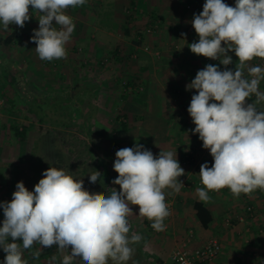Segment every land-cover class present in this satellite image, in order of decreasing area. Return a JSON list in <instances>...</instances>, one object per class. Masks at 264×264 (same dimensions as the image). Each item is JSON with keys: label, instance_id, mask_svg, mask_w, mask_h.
Masks as SVG:
<instances>
[{"label": "clouds", "instance_id": "clouds-1", "mask_svg": "<svg viewBox=\"0 0 264 264\" xmlns=\"http://www.w3.org/2000/svg\"><path fill=\"white\" fill-rule=\"evenodd\" d=\"M86 0H0V25L8 30L30 21L33 11L39 13V27L33 29L31 42L41 60L67 58L75 24L69 8L84 5ZM29 6L32 12L30 13ZM199 39L188 47L193 54L219 60L225 66L207 64L198 70L186 90H195L187 109L204 149L213 157L211 167L201 164L199 176L203 187L196 193L209 203V192L228 188L234 197L264 191V102L259 85L264 80V67L249 66L255 58L264 59V0H235L230 6L223 0H206L203 11L190 21ZM184 35V34H182ZM238 57L235 70L228 54ZM247 69V75H245ZM256 97L253 103L246 101ZM113 169L118 176L116 188L94 193L84 188V181L74 178L69 170L49 167L43 178L29 191L23 181L17 182L12 200L0 202L4 220L0 226V248L6 253L3 264H27L24 250L35 244L32 252L38 258L43 248L56 246L67 252L61 264H127L141 241L139 234L129 236L130 205L139 206V216L151 221L161 232L170 215L166 189L179 194L185 175L177 152L160 151L154 155L144 145L122 147L115 153ZM102 173L88 175L92 184ZM18 241L22 242L18 243ZM56 259L55 256L52 257Z\"/></svg>", "mask_w": 264, "mask_h": 264}, {"label": "crops", "instance_id": "crops-1", "mask_svg": "<svg viewBox=\"0 0 264 264\" xmlns=\"http://www.w3.org/2000/svg\"><path fill=\"white\" fill-rule=\"evenodd\" d=\"M104 2L111 14V25L100 26L101 30H109L108 32L112 34V30L120 26L119 28H125L124 34L127 35L130 31L129 27L135 28L138 15L145 14L149 22H158L162 37L158 39V45L162 48L165 45L170 47L169 39L172 38L180 40L182 44L177 55L171 57L165 55L158 64L145 60V63L139 64L134 72L118 75L100 71L101 75L98 76L106 74V80L101 77L78 79L70 90L71 96H74L78 88H81L82 92L87 90L89 95L83 97V93V99L94 101L103 87L107 88V94L111 92L110 87H112L119 93V98H114V106L120 105L125 99L130 104L127 110H133L138 104H142L146 109V123L142 120L138 125L140 129L132 131L126 121H121V128L124 131L121 133L124 137L123 143L129 140V143L133 142V144L130 146L126 143V145L133 147L136 143L144 142L145 148L150 149L154 155H159L161 150L177 152L178 162L185 170V175L178 178L184 183L179 194L173 193L171 189L165 190L166 201L172 203L170 215L164 221L166 230L153 231L150 227L151 221L139 216V206L130 205L133 214L128 219L131 217L133 222L140 223L135 233L142 237L137 243L139 247V252L136 251L135 254L137 264H173L171 255L176 248L185 243L189 247H198L212 237L221 241L222 250L219 259L222 264H264V191L256 190L251 195L241 194L239 198L234 197L228 188L209 192L211 201L205 205L212 215V221L207 227L199 221L194 207V202L200 201L196 189L203 187L199 176L200 166L207 162L211 167L213 157L209 150L203 148V142L198 134H192L191 130L195 125L187 109L196 91L186 90V85L195 78L197 71L202 70L207 64L219 65L220 70L225 69L219 60L197 56L188 47L199 39L190 21L194 14L203 11L206 0H103L102 3ZM187 2L190 5L185 6ZM223 2L235 6V0H223ZM127 7H132L129 12L133 15L129 18L125 16ZM182 34L185 36L183 37ZM140 42L133 39L130 49H139ZM120 46L118 47L117 42L114 49L108 48L112 56L107 58L106 63L112 64L110 66L112 68L116 65L115 67L120 69L119 64L125 63L126 57H131L119 53ZM228 54L232 57V63L227 67L235 69L238 57L234 52ZM249 63L253 65V61ZM174 70L180 72L175 73ZM168 80L171 81V87L168 86ZM140 85L142 91L138 88ZM106 99L108 100L109 97H105V104ZM257 108L264 110V106ZM177 111L184 112L179 117ZM137 130H143V133ZM100 132L97 135L101 139ZM102 138L104 140V137ZM114 176V179L118 176L115 171ZM113 187L119 191V185L113 184ZM250 206L252 210L248 209ZM1 215L4 216L3 213L0 217ZM226 219L230 220L229 224L226 223ZM18 243L22 245L21 241ZM36 249L34 245L32 249L24 250L23 258L27 264H44L45 260L40 259L41 254L38 258L32 256V252ZM46 250L52 252L51 247H47ZM46 250L42 249V255H45ZM5 255L6 253L0 248V264H3ZM62 258L58 260L61 262ZM51 263L57 264V261ZM81 263L83 264L82 260Z\"/></svg>", "mask_w": 264, "mask_h": 264}, {"label": "rangeland", "instance_id": "rangeland-1", "mask_svg": "<svg viewBox=\"0 0 264 264\" xmlns=\"http://www.w3.org/2000/svg\"><path fill=\"white\" fill-rule=\"evenodd\" d=\"M102 2L103 0H86L84 5L66 10V14L73 19L75 29L71 34L70 42L66 45L68 55L65 59L53 61L39 59L35 51L36 44L30 40L33 35L32 30L39 27L38 12L33 11L32 19L26 22L23 28L12 24L8 30H4L0 25V62L6 64L16 74L18 77L16 86L22 94L20 96L13 87L8 86L5 92L6 95L0 97V202H10L12 200V193L16 191L17 182L23 181L25 187L32 191L39 180L43 178L41 174L32 170L29 166L37 140H41L42 147L43 142L47 143L45 144L47 148L43 149L41 147V154L52 165L58 162L56 160L58 159L56 156L58 153L56 152L59 151L62 162L67 164L80 163L83 160L80 156L83 149L80 139L89 141L95 154L107 169L109 185L113 188L115 153L118 149L122 147L130 148L133 144V142L129 143V140L123 143L122 139L124 137L121 133L124 131L121 128V121H126L129 128L136 131V129H140L138 125L142 123V120L145 122L147 119L145 116L146 109L142 104H138L135 109L127 110L130 104L126 102V99L121 101L120 105L116 106L115 104L114 106V98H119V93L112 87H110V93L107 94V88L103 87L102 91L97 93L99 95L94 101H86L83 97L89 95V91L82 92L81 88H78L74 92V96H71V86L76 80L87 77H101V79L106 80V74L98 76V74L101 75L100 71L111 72L110 75H118L119 73L134 72L138 69L139 64L145 63V60L154 61L155 64H158L165 55L168 57L177 55L178 50L182 48V44L179 42L180 40L172 38L169 39L170 47L165 45L162 48L158 45V39L161 37L159 25L153 33L147 32L146 29L153 22H149L145 14L138 15L137 20H135L137 21L135 22V28L129 27L130 31L127 35L124 34L125 28H119L120 26H116V29L112 30V34L108 32L109 30H101L100 26L109 27L111 25V14L107 10L109 8L105 2ZM187 4L189 2L185 6ZM29 9L31 13V6H29ZM130 10H132V7L125 9L127 18L133 15L129 12ZM12 31L18 33L14 42L12 44L2 43L1 39ZM133 39L141 41L137 50L130 49ZM117 42L118 47L122 45L118 48V52L124 56H131L126 57L125 63L119 64L121 65L120 69L116 68V65L113 68L110 67L112 64H108V67L106 63L107 58L112 56L108 52V48L114 49ZM145 46H149V50H145ZM157 52L159 54H156ZM249 66H251L250 63ZM176 71L180 72V70ZM176 71L174 70L175 73ZM114 79L116 81V78ZM1 82L0 77V88ZM168 86H172L170 80H168ZM138 88L142 91V85ZM259 88L260 91L264 92V80H261ZM35 94L66 99L64 107L68 108L72 119L71 125L63 127L54 122L55 118L61 113L58 111L59 101L55 103L57 109L49 108L50 116L48 118L50 119L47 122H40L31 112L28 104ZM105 97L110 99H106L107 105L105 104ZM255 100L256 97L253 95L246 102L253 103ZM258 106L261 108V106H264V102H261ZM183 112L177 111V116L180 117ZM14 121L29 125L24 140H20L14 135L10 127ZM143 130L139 131L143 133ZM99 131H101L104 140L97 135ZM139 131L137 130V132ZM126 143L130 146H127ZM139 144L146 146L144 142H139ZM37 153L39 154V152ZM81 176V173L73 175L74 178H80ZM1 213H3L2 208H0ZM130 218L128 220L130 224L129 233L131 234L137 231V226H140V223L133 222ZM3 220L4 216L1 215V226ZM144 226L146 227L145 224ZM40 247L39 244H35V248ZM43 250H46V248H43ZM51 251L49 253L46 250L45 255L41 253L40 259L45 260L44 264H52L51 262L54 261L52 257L55 256L57 264H61L58 259H61L67 252L58 251L55 245L51 246ZM47 252L48 254H46ZM73 264H82L81 259H76Z\"/></svg>", "mask_w": 264, "mask_h": 264}, {"label": "trees", "instance_id": "trees-1", "mask_svg": "<svg viewBox=\"0 0 264 264\" xmlns=\"http://www.w3.org/2000/svg\"><path fill=\"white\" fill-rule=\"evenodd\" d=\"M126 31H128V29H126ZM17 35L18 33L16 31H12L6 37L2 38L1 41L2 43L5 44H12L15 38L17 37ZM135 41L138 40L135 39ZM0 65H1L0 77L2 79L1 88H0V97L6 95L5 92L8 86L11 88L13 87L15 92L18 93L20 96H22V94L20 93V91L17 89L16 86V82L18 78L16 74L12 72L6 64L0 62ZM32 98L33 99L29 101L28 104L31 112L37 117V119L40 122H47V120L50 119L48 118L50 116L49 108L51 109L52 107V109L53 108L57 109L55 103L56 101L57 102L59 101L58 111L61 113L60 115H58L57 118H55L54 122H56L58 125L63 127L71 125L72 119L69 114L68 108L64 107V101L66 99H63L61 97H54V96L44 97L37 94H35ZM10 127L12 128L14 135L17 138H19L20 140H24L26 138L27 131L29 129L28 124L20 123L19 121H14V123H12ZM40 142L41 140H37L35 142L33 153L31 155L32 159L30 161L31 163L29 166H31L32 170H35L39 174H41L42 177H43L42 175L43 172L47 170L49 167L64 168L66 170H69L71 175L81 173L82 176L80 177V179H83L84 181V188L90 192L100 193V192H107L109 191L108 189H111V186L109 185V181H108V171L104 167V164L102 163L100 158L95 154L93 148L91 147V143L89 141H85V139H80V143L83 144V149L80 154L83 160L80 163L67 164L62 162L61 157L59 155L60 154L59 151L56 152L58 153V155H56L58 157V159H56L58 161L56 163L57 165L56 164L52 165L50 162H47V160L43 157V155L41 154L42 146ZM45 144L47 143L43 142V147H42L43 149L45 147L47 148ZM70 150L72 151V149ZM37 152H39V154ZM96 170L101 172L102 176L100 181H98L95 184H92L89 182L88 175L95 172ZM194 207L197 211V217L201 222V224L204 227L209 226V224L212 221V215L209 209L207 208V206L205 205V203L202 201H196L194 202ZM128 235L131 236L132 234L129 233ZM131 247H133L135 251L131 260H129L127 264H137L138 261L136 260L137 258H135V254L136 251L139 252V247L137 246V244H133L131 245ZM109 264H112V262L109 261Z\"/></svg>", "mask_w": 264, "mask_h": 264}, {"label": "built area", "instance_id": "built-area-1", "mask_svg": "<svg viewBox=\"0 0 264 264\" xmlns=\"http://www.w3.org/2000/svg\"><path fill=\"white\" fill-rule=\"evenodd\" d=\"M156 27H158V22L150 24V26L146 30L149 33H153ZM145 50H149V46H145ZM156 54L159 53L157 52ZM256 65L264 67V59L255 58L253 60L252 66H256ZM229 69H232L233 71L235 70L233 67H230ZM245 75H247V71H245ZM166 203L168 205L169 211H171V207H172L171 201H166ZM248 209L252 210V206H250ZM151 223H150V227H151ZM226 223L229 224L230 220L227 219ZM151 229L155 231L152 227ZM221 250H222L221 241L218 238L212 237L209 238L203 245L198 247H189L185 243L183 246L178 247L173 251L171 255V259L173 264H222V262L219 259Z\"/></svg>", "mask_w": 264, "mask_h": 264}]
</instances>
